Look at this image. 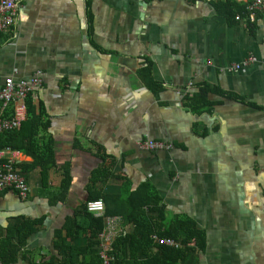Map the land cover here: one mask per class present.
Instances as JSON below:
<instances>
[{
    "label": "crops",
    "instance_id": "crops-1",
    "mask_svg": "<svg viewBox=\"0 0 264 264\" xmlns=\"http://www.w3.org/2000/svg\"><path fill=\"white\" fill-rule=\"evenodd\" d=\"M217 1L18 0L14 23L0 33V86L41 73L28 98L46 125L35 139L50 142L56 166L43 189L17 152L29 192L24 200L0 193V244L17 246L22 222L34 230L9 264L55 257L56 235L88 188L116 195L141 184L160 199L158 224L189 218L203 231L199 264H264V15L251 33L224 19ZM249 57L255 62L231 70ZM148 66L157 94L138 76ZM202 88L206 106L193 111L185 99ZM15 111L22 123L24 101L2 114ZM142 140L172 147L144 151L135 144ZM63 168L69 183L55 201ZM113 217L118 235L132 231Z\"/></svg>",
    "mask_w": 264,
    "mask_h": 264
},
{
    "label": "trees",
    "instance_id": "trees-1",
    "mask_svg": "<svg viewBox=\"0 0 264 264\" xmlns=\"http://www.w3.org/2000/svg\"><path fill=\"white\" fill-rule=\"evenodd\" d=\"M214 9L227 21H234L238 15L239 23H244L251 33L256 30L255 22H251L244 10V5L233 0H219L213 4ZM89 31L91 33L92 17L87 14ZM256 20V18H255ZM138 76L153 94L159 91V85L151 78L150 67L141 70ZM210 92L206 88L199 90V94L187 100L188 107L193 111L197 109V102H204L206 94ZM29 96L24 99L25 118L20 127L16 130L0 132V149L8 148L31 159L26 164L27 171L38 169L39 183L43 189H47L48 174L55 168L53 150L49 141L38 144L35 139L39 126L45 128L41 115H34L30 105ZM8 118V114L3 115ZM44 122V121H43ZM15 166H19L16 164ZM62 179L59 187L55 189L57 197L55 201H62L66 195L69 177L67 169L63 168ZM94 176H96V172ZM97 178L92 179L95 184ZM86 201L101 199L105 204V214L120 216L123 225H131L132 231L126 235H118L111 245L113 261L109 264H199L198 253L205 248V236L203 231L196 228V224L189 218H174L168 223L158 224L152 213L161 212L159 197L152 191L148 184H141L130 191L122 189L119 194H102L99 191L92 193L88 188ZM7 191V190H6ZM71 215L65 219L62 226L63 236L56 235L55 249L56 256L50 257L47 261H33L28 264H101L98 255V234L103 228V220L95 218L85 211L84 203L78 205ZM34 222L25 221L17 227V246L8 243L0 244V262L9 264L16 255L19 246H22L26 236L33 232ZM24 230L26 232H24ZM168 238L177 242L181 247L173 248L159 245L153 241L152 236ZM3 246L5 248H3ZM152 248L155 251L152 253Z\"/></svg>",
    "mask_w": 264,
    "mask_h": 264
},
{
    "label": "built area",
    "instance_id": "built-area-1",
    "mask_svg": "<svg viewBox=\"0 0 264 264\" xmlns=\"http://www.w3.org/2000/svg\"><path fill=\"white\" fill-rule=\"evenodd\" d=\"M18 0H0V33H4L13 23L15 9ZM245 12L251 22L255 21L258 14L264 15V0H249L244 6ZM235 21H240L238 15L234 17ZM255 62L254 57H249L238 65L231 68L236 72L240 68L247 67ZM41 73L35 72L28 80L13 82L10 78L3 80L0 86V132L11 131L19 128L22 116L16 111L10 118H4V112L9 106L21 103L27 96H30L39 86H41ZM136 146L140 150H170L171 145L164 141L142 140L137 141ZM17 152L8 148L0 149V193L10 190L16 194L19 199L24 200L29 192L24 178L15 171V161ZM85 211L94 217L103 220V228L98 234V255L101 264H108L110 259L111 245L114 239L121 231V219L119 217L108 216L105 214V204L101 199L88 200L84 203ZM152 239L159 245L169 247H179V244L172 239L158 238L155 235Z\"/></svg>",
    "mask_w": 264,
    "mask_h": 264
}]
</instances>
